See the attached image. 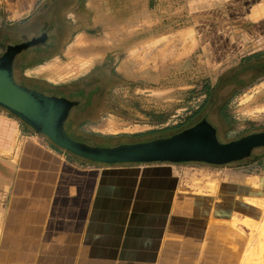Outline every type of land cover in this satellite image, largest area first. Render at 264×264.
<instances>
[{
    "label": "crops",
    "instance_id": "obj_1",
    "mask_svg": "<svg viewBox=\"0 0 264 264\" xmlns=\"http://www.w3.org/2000/svg\"><path fill=\"white\" fill-rule=\"evenodd\" d=\"M39 1L0 0V34L33 21ZM49 1L63 2L74 33L48 36L18 57L17 80L21 72L39 87L76 86L108 69L112 57L134 56L150 43L151 0H90L94 35L82 30V0ZM36 55L44 58L25 66ZM72 88L73 98L33 90L80 102L68 120L74 139L85 112ZM1 118L18 123L8 113ZM19 127L18 149L0 159V264H246L248 224L264 221V152L222 167L107 165L59 148L25 123ZM93 133L112 145L132 138Z\"/></svg>",
    "mask_w": 264,
    "mask_h": 264
},
{
    "label": "rangeland",
    "instance_id": "obj_2",
    "mask_svg": "<svg viewBox=\"0 0 264 264\" xmlns=\"http://www.w3.org/2000/svg\"><path fill=\"white\" fill-rule=\"evenodd\" d=\"M89 1L82 0V30L94 35L90 30L94 18ZM62 3L53 7L49 0H41L33 21L26 20L4 30L0 34V56L9 46L29 42L43 33L54 39L66 30L65 35L71 36L74 30L68 24ZM151 7L150 43L142 52L117 60L112 57V64L109 57L108 69L76 86L39 87L24 79L21 72L16 81L29 89L43 88L50 94L70 98H73L70 91L75 89L72 87L89 91L99 85L101 90L94 95L93 105L82 114L74 138L82 140L81 143L97 144L94 147L112 148L169 138L205 119L217 129L218 139L224 144L263 133V71L246 73L239 87L217 91L215 88L222 76L241 69L246 57L258 54L264 61V0H151ZM48 20L54 21L53 24L48 25ZM96 32L98 37L105 35L103 31ZM32 50L24 51L19 58ZM42 58L43 55L28 58L25 66ZM104 72L105 77H96ZM112 76L118 81L111 82ZM75 97L80 99L78 95ZM3 112L10 113L0 109V159L6 160L19 147V125L24 123L20 119L18 123L14 121L15 125L4 123ZM93 130L128 133L132 138L112 145ZM260 152L264 148L256 149L255 155L247 160L261 158ZM248 226L252 240L246 264H264V221L256 227Z\"/></svg>",
    "mask_w": 264,
    "mask_h": 264
},
{
    "label": "water",
    "instance_id": "obj_3",
    "mask_svg": "<svg viewBox=\"0 0 264 264\" xmlns=\"http://www.w3.org/2000/svg\"><path fill=\"white\" fill-rule=\"evenodd\" d=\"M48 36L9 46L0 58V108H3L44 135L59 148L95 163L107 165L153 163H204L226 166L247 160L258 148H264V132L231 143H221L217 129L208 120L169 138L112 148L94 147L73 139L66 123L79 105L66 98L18 84L15 77L17 58L26 50L44 44Z\"/></svg>",
    "mask_w": 264,
    "mask_h": 264
},
{
    "label": "trees",
    "instance_id": "obj_4",
    "mask_svg": "<svg viewBox=\"0 0 264 264\" xmlns=\"http://www.w3.org/2000/svg\"><path fill=\"white\" fill-rule=\"evenodd\" d=\"M243 61H244V65L242 66L241 69L229 72L228 74H226L220 78L219 83H218L217 87L215 88V91L225 90L231 86H234V87L241 86L244 83L243 76L248 72H253V71H263L264 72V61L262 62L260 60V55L257 54V55L248 56ZM253 61H257L259 64L256 62H255V64H252V63H254ZM43 93H45V92H43ZM212 97H213V95L211 96V98ZM11 115L14 116L13 114H11ZM14 117H16V116H14Z\"/></svg>",
    "mask_w": 264,
    "mask_h": 264
},
{
    "label": "flooded vegetation",
    "instance_id": "obj_5",
    "mask_svg": "<svg viewBox=\"0 0 264 264\" xmlns=\"http://www.w3.org/2000/svg\"><path fill=\"white\" fill-rule=\"evenodd\" d=\"M44 35H47V36H49L47 33H43L40 37H38V38H41V37H43ZM34 39H36V38H34ZM47 42H48V38H47ZM46 42V43H47ZM42 45H45V43L44 44H41V45H39V46H42ZM106 72H104V74H103V76H101V75H98V76H96L97 78H102V77H105V74ZM108 76H106V78H107ZM109 79H110V81L111 82H116V81H118V78L117 77H115V76H112V77H109ZM96 88H94V89H91V90H82V92L80 91V90H76L75 92H73L74 94H76V95H82V112H87V110H89V108L93 105V98H94V95L95 94H97V93H99L100 92V90H99V85H96L95 86ZM100 88H103L104 89V87L103 86H101ZM73 101V100H72ZM80 103V102H79ZM104 109H106V108H104ZM103 109V110H104ZM101 110H102V108H101ZM85 113H83V114H85ZM69 120V119H68ZM67 129L69 130V133L71 132V127H70V125L67 123Z\"/></svg>",
    "mask_w": 264,
    "mask_h": 264
}]
</instances>
